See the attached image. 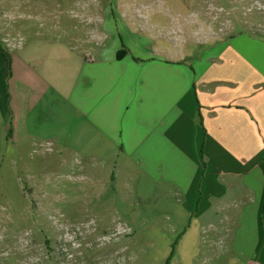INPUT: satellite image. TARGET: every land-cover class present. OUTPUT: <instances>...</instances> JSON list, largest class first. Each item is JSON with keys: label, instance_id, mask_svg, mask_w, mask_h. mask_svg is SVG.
Here are the masks:
<instances>
[{"label": "crops", "instance_id": "1", "mask_svg": "<svg viewBox=\"0 0 264 264\" xmlns=\"http://www.w3.org/2000/svg\"><path fill=\"white\" fill-rule=\"evenodd\" d=\"M96 1L117 0L0 5L46 12ZM57 24L76 25L41 23ZM82 27L57 53L50 40L38 54V32L18 55L0 45V158L11 139L44 135L77 156L110 158L112 184L129 174L131 184L161 186L179 212L213 220L221 234L229 223L235 260L264 264V39L237 34L191 62L177 55L122 61L88 47L98 31ZM10 33L1 40L14 48Z\"/></svg>", "mask_w": 264, "mask_h": 264}, {"label": "rangeland", "instance_id": "2", "mask_svg": "<svg viewBox=\"0 0 264 264\" xmlns=\"http://www.w3.org/2000/svg\"><path fill=\"white\" fill-rule=\"evenodd\" d=\"M83 22L98 31L88 47L118 60L177 55L191 62L237 33L264 36V0L96 1L46 12L0 5V33L12 32L14 48L2 34L0 45L18 55L38 32V54L50 40L57 53ZM8 150L0 158V264H243L228 250L226 215L221 234L213 220L179 212L161 186L131 184L116 172L112 184L110 158L77 156L48 135L11 139Z\"/></svg>", "mask_w": 264, "mask_h": 264}, {"label": "trees", "instance_id": "3", "mask_svg": "<svg viewBox=\"0 0 264 264\" xmlns=\"http://www.w3.org/2000/svg\"><path fill=\"white\" fill-rule=\"evenodd\" d=\"M241 33H245V32H241ZM241 33H237V34H241ZM237 34H235V35H237ZM252 36L256 37L257 39H264V36H261V35H259V36L258 35H256V36L255 35H252Z\"/></svg>", "mask_w": 264, "mask_h": 264}]
</instances>
